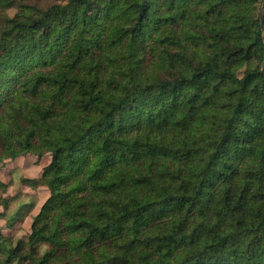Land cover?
Here are the masks:
<instances>
[{
  "label": "trees",
  "instance_id": "obj_1",
  "mask_svg": "<svg viewBox=\"0 0 264 264\" xmlns=\"http://www.w3.org/2000/svg\"><path fill=\"white\" fill-rule=\"evenodd\" d=\"M263 4L0 0V264H264Z\"/></svg>",
  "mask_w": 264,
  "mask_h": 264
},
{
  "label": "rangeland",
  "instance_id": "obj_2",
  "mask_svg": "<svg viewBox=\"0 0 264 264\" xmlns=\"http://www.w3.org/2000/svg\"><path fill=\"white\" fill-rule=\"evenodd\" d=\"M10 13H14V11H11ZM48 162V157H42L37 158L33 155H28L23 158H19L12 162H7L4 165H0V180H2L5 183L10 184L11 186L7 189V196H15L19 195L20 193H25L27 195H35L36 199V208L32 215H35L43 202L45 201L47 197V192L44 189L33 191L30 188L23 187L21 184V179L23 177L26 178H36L39 176L40 172L42 171V168L46 165ZM17 205H14L13 208L10 210H14V208ZM1 210V207H0ZM31 218H27L22 226L26 231H28L30 226ZM3 226V222L0 223V228L4 230V232H13L16 227L13 229H7ZM20 224H17V227H19Z\"/></svg>",
  "mask_w": 264,
  "mask_h": 264
},
{
  "label": "water",
  "instance_id": "obj_3",
  "mask_svg": "<svg viewBox=\"0 0 264 264\" xmlns=\"http://www.w3.org/2000/svg\"><path fill=\"white\" fill-rule=\"evenodd\" d=\"M260 20H261V28L264 32V24H263V20H264V4L261 7V16H260ZM263 71H264V66H263Z\"/></svg>",
  "mask_w": 264,
  "mask_h": 264
}]
</instances>
